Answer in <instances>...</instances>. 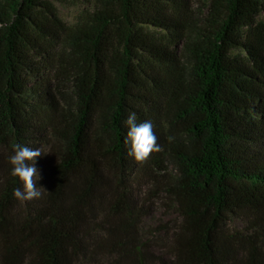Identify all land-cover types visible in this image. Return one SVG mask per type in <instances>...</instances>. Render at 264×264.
<instances>
[{
    "label": "trees",
    "instance_id": "1",
    "mask_svg": "<svg viewBox=\"0 0 264 264\" xmlns=\"http://www.w3.org/2000/svg\"><path fill=\"white\" fill-rule=\"evenodd\" d=\"M74 1L68 23L53 0H0V264H264V0ZM130 112L162 149L142 164ZM15 144L41 151L40 198L13 195ZM137 172L173 227L144 231Z\"/></svg>",
    "mask_w": 264,
    "mask_h": 264
},
{
    "label": "rangeland",
    "instance_id": "2",
    "mask_svg": "<svg viewBox=\"0 0 264 264\" xmlns=\"http://www.w3.org/2000/svg\"><path fill=\"white\" fill-rule=\"evenodd\" d=\"M53 1L58 8L61 18L68 23L74 22L78 13L84 7L83 4L74 0H63V2L57 0ZM205 1L206 0H191L192 9L197 11L199 7L203 6ZM49 51H51L49 43H45L41 48H38L37 53L40 54L38 57L41 59V63L39 64L40 67L50 68L51 64H49V62H51V56L54 57L55 61H53V63L56 64L58 52L55 54L50 52V56L47 59H42V55L47 57V52ZM65 87V92H69V86ZM172 172L173 167L171 166L168 175L172 174ZM131 183L135 199L148 213L143 225L144 231L148 233H154L157 231L158 227H163L162 225L169 223L168 221H171V223L168 224L170 227L172 226L173 222L175 224L177 219V210L174 207L172 199L163 192L164 187L162 185L156 184L148 177L141 176L138 174V172L132 176ZM244 223L245 222L242 219L234 218L231 220L230 225L231 227H241L244 225ZM157 235L158 237L154 239L157 240L154 247L155 250L161 253L163 256H168L169 252L167 250V243L169 242L170 237H167L166 234L157 233Z\"/></svg>",
    "mask_w": 264,
    "mask_h": 264
},
{
    "label": "clouds",
    "instance_id": "3",
    "mask_svg": "<svg viewBox=\"0 0 264 264\" xmlns=\"http://www.w3.org/2000/svg\"><path fill=\"white\" fill-rule=\"evenodd\" d=\"M124 124L128 129L124 143L130 146L127 155L133 158L135 163L142 164L146 162L151 153L162 150L150 121L138 124L136 113L130 112ZM168 139L171 142L173 138ZM13 152L14 154L9 157V163L12 166L10 174L18 178L22 184V188L17 187L14 190V197L21 202L40 198L42 193L37 190L36 180H34V177H37V169L26 162L35 161L41 155V151L39 149L34 151L27 146L15 144Z\"/></svg>",
    "mask_w": 264,
    "mask_h": 264
}]
</instances>
